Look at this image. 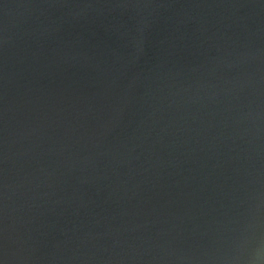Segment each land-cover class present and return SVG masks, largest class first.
<instances>
[{
    "label": "water",
    "instance_id": "95a60500",
    "mask_svg": "<svg viewBox=\"0 0 264 264\" xmlns=\"http://www.w3.org/2000/svg\"><path fill=\"white\" fill-rule=\"evenodd\" d=\"M0 264H264V0H0Z\"/></svg>",
    "mask_w": 264,
    "mask_h": 264
}]
</instances>
